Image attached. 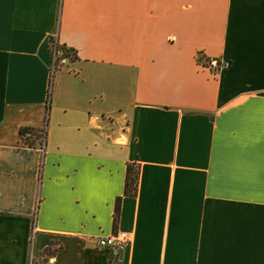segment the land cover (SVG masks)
<instances>
[{"label":"crops","instance_id":"0c3cea01","mask_svg":"<svg viewBox=\"0 0 264 264\" xmlns=\"http://www.w3.org/2000/svg\"><path fill=\"white\" fill-rule=\"evenodd\" d=\"M0 264H264V0H0Z\"/></svg>","mask_w":264,"mask_h":264},{"label":"built area","instance_id":"2783aa9c","mask_svg":"<svg viewBox=\"0 0 264 264\" xmlns=\"http://www.w3.org/2000/svg\"><path fill=\"white\" fill-rule=\"evenodd\" d=\"M63 48L59 47L57 42H53L50 47V54H51V66H50V74L52 78V73L55 71V63L57 59H61V57L64 55ZM34 233V230H33ZM130 240V235L128 232L124 230H115L112 233L99 235L97 239L98 245L101 247H107V248H117L122 247L126 244H128Z\"/></svg>","mask_w":264,"mask_h":264},{"label":"trees","instance_id":"16d2710c","mask_svg":"<svg viewBox=\"0 0 264 264\" xmlns=\"http://www.w3.org/2000/svg\"><path fill=\"white\" fill-rule=\"evenodd\" d=\"M19 133L23 136L24 142L26 144L28 145L34 144V139L36 137V130H34L32 127L21 128L19 130ZM26 133L28 134L26 135ZM32 134L34 135L32 136ZM135 180H136V171L130 164H128L125 171L124 194L132 193V191L135 189ZM119 199L120 197H117L114 204V210L112 215L113 226L116 225L119 218Z\"/></svg>","mask_w":264,"mask_h":264},{"label":"rangeland","instance_id":"374dc122","mask_svg":"<svg viewBox=\"0 0 264 264\" xmlns=\"http://www.w3.org/2000/svg\"><path fill=\"white\" fill-rule=\"evenodd\" d=\"M58 44V43H57ZM69 53H67L66 51L64 52V55L63 56H68ZM63 57H61L62 59ZM61 59H57L56 60V63H55V71L52 73V84L56 82V79H57V76L59 75L60 71H63V68H60L59 66L61 65ZM203 61V60H201ZM203 64H210V61L208 60H205L203 61ZM62 69V70H61ZM113 115V114H112ZM43 130H44V127H39L37 130H36V137L34 140H36V142H39V143H42L43 141ZM34 134H32L33 136ZM34 236V235H33Z\"/></svg>","mask_w":264,"mask_h":264},{"label":"water","instance_id":"95a60500","mask_svg":"<svg viewBox=\"0 0 264 264\" xmlns=\"http://www.w3.org/2000/svg\"><path fill=\"white\" fill-rule=\"evenodd\" d=\"M117 249V248H116ZM122 249L121 248H118L117 251L120 252Z\"/></svg>","mask_w":264,"mask_h":264}]
</instances>
